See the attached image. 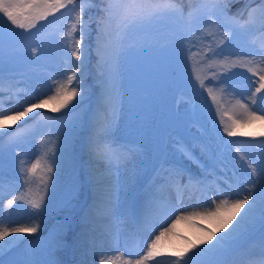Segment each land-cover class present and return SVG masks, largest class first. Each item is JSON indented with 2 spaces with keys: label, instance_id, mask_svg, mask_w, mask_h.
I'll return each mask as SVG.
<instances>
[{
  "label": "rangeland",
  "instance_id": "1",
  "mask_svg": "<svg viewBox=\"0 0 264 264\" xmlns=\"http://www.w3.org/2000/svg\"><path fill=\"white\" fill-rule=\"evenodd\" d=\"M76 3L79 5L81 0ZM102 4L103 0H93L82 13L88 22L82 41L83 63L71 56V48L62 39L74 20L71 7L55 13L49 21H40L30 30L31 34L22 29L10 31L5 26L6 18L0 20V106L6 113L14 114L30 107L29 101L55 95L57 82L66 80L74 65L81 67L77 72L79 79L73 81V85H80L81 94L68 107L53 111L59 101L49 100L46 107L33 109L13 124L18 125L13 134H0V219L10 227L52 220L34 238L14 234L0 241L4 246L0 250L6 253L1 258L4 264H19L38 255L45 264H65L57 251L71 235L76 245L84 249L85 256L77 264H99L105 252L110 253L106 257L122 255L124 259H138L140 253L135 252L139 251L141 240L148 241L150 234L158 235L163 219L173 222L178 215L174 209L183 203L177 201L176 191L184 188L187 193L184 186L201 193L205 199L203 211L214 208L213 201L240 199L249 193L255 198V203L250 202L251 207L245 205L232 224L236 235L244 236L240 247L193 257L190 264H243L249 256L258 257L260 250L255 244L264 237V178L259 172L264 164V136L260 135L264 124L256 121L240 125L237 135L231 137L221 124V118L230 123L229 117L237 116L234 108L237 99L252 107L250 97L258 77L240 67L225 70L218 64L209 65L226 55L230 59L240 55L259 57L264 43L260 10L254 14L255 24L245 28L236 26L228 17L236 16L244 23L249 8L257 7L260 0H227L226 4L224 0H177V6L184 9L183 17H158L138 25L118 47L109 40L103 57L96 47ZM189 9L197 11L189 16ZM208 46L217 55L196 56L204 80L202 87L193 73L194 60L190 57L203 54ZM208 89L215 95V101ZM257 114L264 115V111ZM100 122L110 125L109 142L115 148L131 150L130 156L111 166L117 169L109 176L129 190L118 197L122 215L113 224L115 230H106L115 234L107 238L111 250L106 251L101 238L91 242V228L81 218L88 220L96 213L90 212L96 201H90L91 195L95 193L98 197L101 193V186L88 176L86 169V163L97 158L92 141ZM45 152L48 153L45 159L53 169L47 174L51 179L46 209L37 214L24 201L6 207L8 200L28 190L22 162L26 168ZM249 164L257 169L255 175ZM173 168L182 170V179L177 178L176 184L158 181L166 170ZM43 174L38 170L33 178L34 192L43 187L39 184ZM168 186L170 189H165ZM71 212L75 213L68 217ZM100 216L97 214L96 218ZM180 223L188 241L205 236L204 229L214 227L212 222L201 223L194 217ZM141 234L145 235L139 237ZM58 236L62 237L61 243H57ZM176 240L164 237L161 255L147 264H170L175 259L171 255L174 247L187 243L185 239ZM132 246L134 254L129 258L126 249Z\"/></svg>",
  "mask_w": 264,
  "mask_h": 264
},
{
  "label": "snow or ice",
  "instance_id": "2",
  "mask_svg": "<svg viewBox=\"0 0 264 264\" xmlns=\"http://www.w3.org/2000/svg\"><path fill=\"white\" fill-rule=\"evenodd\" d=\"M224 2L226 4L227 0H224ZM92 3L93 0H81L79 5L76 3V0H0V14H2L0 20L6 18L5 26H8L10 31L22 29L24 32L31 34L30 30L36 28L40 21L47 20L48 17L54 16L61 9L68 8L71 5L70 11L74 12V20L64 31L62 39L65 46L71 48V56L75 57L76 61L83 63L81 58L85 55V52L82 41L88 29V22L83 19L82 13L85 7L91 6ZM103 4L104 6L101 8L103 15L97 22L96 30L97 53L101 57L104 56V49L109 40L112 41L114 46L118 47L128 32L138 25L158 17H183L184 15V9L177 6V0H103ZM258 9L261 12L259 18L260 27L264 29V0H260V4L257 7L249 8L248 19L244 23H241L240 18L236 16L228 18L240 28L253 26L255 24L254 14ZM196 11L197 9H189L188 15L192 16ZM225 16H227L226 12ZM212 24L215 25V21H212ZM216 27L219 28L218 25ZM109 28H111V32H109ZM205 31L208 30L206 29ZM17 34L20 35L22 33ZM209 35H215V33L209 32ZM32 51L36 52V49L33 48ZM208 53H211L213 56L217 55L212 47L208 46L203 54L195 53L190 57V59L194 60L193 73L202 87L204 86V80L200 75V60H197L196 56L207 58ZM215 64H218L225 70H231L235 67L244 68L252 73L253 76L258 77L255 91L251 93L250 97L252 107L248 103L237 99L234 105L238 113L237 116L235 118L229 117L230 123L221 118L224 132L231 137L237 135L240 125H251L256 121L264 124V115L257 114L259 111H264V107H260L264 106V43L261 44V54L259 57L256 55H240L235 59H230L226 55L222 60H213L209 66L211 67ZM80 71V65H74L71 74L66 77V80L57 82L55 95L49 96L46 100L38 99L37 102L29 101L31 106L23 108L22 111L16 110L14 114H8L0 107V128L11 127L17 121L33 112V109L46 107L49 100L59 101V106L53 108V111L68 107L81 94L80 85H73V81L79 79L77 72ZM215 75L213 73V76ZM208 91L215 101L216 97L213 95L212 90L208 89ZM110 134V125L100 122L92 141L95 155L101 161L107 162L109 167L131 155V150L129 149L122 151L116 149L109 142ZM241 134L251 135V133ZM260 135L264 136V132H261ZM47 155L48 153L45 152L41 158L36 159L26 168L23 167L22 162V171L25 173V184L28 185V190L8 200L6 207L11 208L16 201H24L32 209L37 210V214L46 209L45 197L51 179L47 174L53 171L51 165L45 159ZM243 159L244 156L241 155V160ZM248 167L252 168V173L255 175L257 169L253 168L251 164ZM38 170L44 173L39 177V184L43 185V187L34 192L32 190V183ZM259 172L261 177L264 178V164L261 165ZM177 178L182 179V170L173 168L166 170V175L164 177H158V181L163 180L171 184H176ZM96 183L101 186V193L94 202L90 212L94 210L98 215H102L110 220L122 215L118 205V197L115 195V185L112 183V180L110 178H102L96 181ZM262 192H264V187H262ZM250 202L251 204L255 203V198L251 193L240 199H223L219 203L213 201L215 207L206 209L203 212L194 211L188 215L176 216L172 225L164 228L158 235H155V238L150 243L146 244V251L138 259L133 261L132 259H124L122 255L107 256L102 257L99 264H147L148 261L155 260L157 256L161 255V241L166 234L172 233L175 223L181 220H190L193 217H202L212 222L214 227L204 229L206 235L197 238L195 241H188L187 237H185L186 245L174 247L171 255L175 256V259L170 264H190L193 257L204 256L206 254H221L225 251L236 250L240 247L244 236L243 234L237 236L236 229H233L231 232L227 231V229L233 224V221L240 214L241 209L245 208V205L251 207ZM243 219L244 217L241 216V220ZM37 231L38 225L10 227L5 226V221L0 219V241H4L6 237L13 236L14 234L31 235L37 233ZM220 232L224 233V235L217 238V233ZM213 240H215L214 243ZM61 242L62 237L58 236L57 243ZM203 245H207V247H203ZM3 247V245H0V249ZM255 247L259 248L260 255L258 257H247L244 264H264V237L256 242ZM0 264H4L2 259H0Z\"/></svg>",
  "mask_w": 264,
  "mask_h": 264
},
{
  "label": "bare ground",
  "instance_id": "3",
  "mask_svg": "<svg viewBox=\"0 0 264 264\" xmlns=\"http://www.w3.org/2000/svg\"><path fill=\"white\" fill-rule=\"evenodd\" d=\"M14 126L15 125H12L11 127L0 128V134H4V135L13 134L15 132V130H16V127L18 125H16L15 127ZM99 165L103 166L102 169L94 168V166H99ZM86 169L89 171L88 176L93 178L94 181H98V180H101L102 178L110 177L109 176L110 173H115L117 168L114 170L112 167H109L108 164L104 163L103 161H101L97 157L96 161H89L88 163H86ZM110 179L112 180V183L115 185V189H116L115 195L117 197L124 196L127 193V191L129 190V188L125 187L123 185H118V183L116 181H114L111 177H110ZM11 193H12V191H11ZM187 195L190 198L186 197ZM168 196H169V198H171L170 194H168ZM93 197H94V195L92 194L91 195V199L92 200H93ZM187 201H190V204H186ZM182 202H183V206L185 205L184 207L182 206L180 208L177 205V209H174V211L176 210L175 213L179 212L177 216H180V214L188 215V214H190V213H192L194 211L202 212L204 210V209H202L203 208L202 206L205 204V200L202 197L201 193L197 189L189 188L188 192L186 193V195L183 198ZM74 213L75 212L70 213L69 217L71 215H73ZM96 216H97V213L93 214L88 220H87V218L85 219V217L82 216L81 217L83 219L82 223H84V224L86 223L87 227L89 229L91 228L90 240H91L92 243L94 242L95 238H97V239L101 238L106 244V248H104V250L105 251L106 250H111V246H110L111 243L108 242L107 238L113 237L115 234L113 233V231L112 232L111 231L107 232L106 230H108V229H110V230L114 229L115 230V225H113V224L116 221V218H113V219L110 220V219H108V218H106V217H104L102 215L99 218H96ZM78 218H79V215L77 214L76 219H78ZM194 218L196 220L200 221L201 223L205 222L206 224H209L208 221H206V219H204L202 217H194ZM91 219H93V220L91 221ZM171 221H172V219H170L168 221H165V222H162L161 223V226H162L161 227V231H163L164 228L169 227L170 225H172L173 222L175 221V219H174L173 222H171ZM184 221L185 220H181V222H184ZM46 224H48V225L52 224L51 219H49L48 221L44 222L42 225H39L38 226V230H42L43 228H45ZM180 224H181L180 221L176 222L174 227H173V229H172V233L171 234H166L165 235V239L170 240V241L171 240H175V239H177L176 241L184 240V236L183 235H185V234L183 233V231H185V230H184V228H179ZM32 225H36V224H32ZM209 227H210V225H209ZM186 229H187V227H186ZM232 229H234V226L230 225L229 228L227 229V231L231 232ZM35 234H31L30 238H34ZM143 235H145V234H143ZM222 235H224V233L220 232L219 236H222ZM154 238H155V236L151 237V239L149 241L151 242V240L154 239ZM150 242H148V243H150ZM142 246L143 245H140V247L138 248L139 251H137L138 253H140L139 256H141L146 251V248H142ZM132 249H134L133 246H132ZM57 252L62 256L63 261L65 262V264H77L78 261H80L85 256L84 255V249L82 247L76 245V240H74V235H71V238H69L67 240V242L64 244V246L61 249H58ZM137 252H135V253H137ZM132 253H134V251L133 252H127V255L129 256V254H132ZM238 253L239 252H236L235 255H238ZM5 254L6 253L4 252V250H0V259ZM89 254H90V252H89ZM109 254H107V252H105L104 256H102V257H106V255H109ZM232 261H233V259L230 260L229 263H232ZM19 264H45V263L42 262L41 257H39V255H38L35 259L34 258H29V259H27L24 262L19 263ZM81 264H83V263H81ZM243 264H244V262H243Z\"/></svg>",
  "mask_w": 264,
  "mask_h": 264
}]
</instances>
